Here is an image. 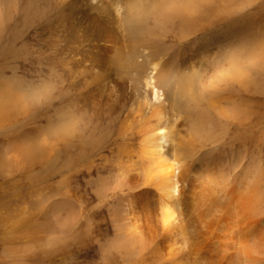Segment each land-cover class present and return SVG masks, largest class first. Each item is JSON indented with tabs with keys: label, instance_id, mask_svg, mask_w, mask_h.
<instances>
[{
	"label": "rangeland",
	"instance_id": "374dc122",
	"mask_svg": "<svg viewBox=\"0 0 264 264\" xmlns=\"http://www.w3.org/2000/svg\"><path fill=\"white\" fill-rule=\"evenodd\" d=\"M153 125L190 183L172 263L133 197ZM0 222V264H264V0H0Z\"/></svg>",
	"mask_w": 264,
	"mask_h": 264
},
{
	"label": "bare ground",
	"instance_id": "6f19581e",
	"mask_svg": "<svg viewBox=\"0 0 264 264\" xmlns=\"http://www.w3.org/2000/svg\"><path fill=\"white\" fill-rule=\"evenodd\" d=\"M136 6V4H135ZM94 35L98 36V34L101 33L102 29L99 26L94 27ZM121 57H117V61L120 60ZM106 59V58H105ZM104 59V61H105ZM107 60V59H106ZM123 62V61H122ZM154 69V68H153ZM156 69V68H155ZM152 71V70H151ZM152 74V73H151ZM168 79V78H167ZM166 79V80H167ZM165 80V79H164ZM152 81V82H151ZM160 82H164V81H160ZM148 83H150L151 86V93H152V98L154 100L159 99L160 97V90L157 88V86H160V84H162L161 86L163 87V83H158L157 86L156 83L153 81V76H151L149 78ZM171 84V83H170ZM169 86V85H168ZM182 86V85H181ZM180 87V86H179ZM185 87V86H184ZM165 88V87H164ZM162 90V89H161ZM163 92V91H162ZM178 93V91H177ZM184 93V92H183ZM181 94V93H179ZM182 95V94H181ZM185 95V94H184ZM166 97V96H165ZM149 105L153 106L155 105L156 101L154 102L153 100L151 102H148ZM158 103V102H157ZM158 105V104H157ZM154 110V109H153ZM152 110V111H153ZM154 113V112H153ZM152 113V114H153ZM127 127V126H126ZM168 141V131L163 128V126H157V125H153L152 127H150L149 129H145L144 134L142 136V141H141V146H140V152L143 155H149L151 158H153L152 160H147L150 162L148 164H151L152 167H154L152 171L149 172L148 175V179L147 180H152L154 181L156 188L154 190L152 189H146V190H142L139 189V191H137L136 193H134L133 197H134V203L137 207H142V206H148L147 202L144 200V195L152 192L154 194V191L156 190V192L158 193L157 196L159 198V202L154 201L153 204L155 207L158 208L159 210V217L155 220L156 223V229L153 230V234L150 237V239L152 240L153 235H155V233H160L161 234V238L164 239V241H168V244L165 248V255L166 256L164 259L165 261L172 263L168 260H172L174 259V255L176 258H178L179 260L181 259L180 254L182 253L181 249L184 247L185 245V239L183 237L182 234V223L184 222L186 216H187V212L189 211V203H188V198L187 195L185 194V190H187V188L189 189L190 186L188 184V182H185L182 179V175L180 173V166H179V162H175V161H171L173 159H170V161L166 160V157L164 159L163 156V151H162V147H163V143ZM120 149V148H119ZM124 149V148H123ZM126 150L127 147L125 148ZM124 149V151H125ZM128 152V151H127ZM139 152V150H138ZM121 155V154H120ZM181 164V163H180ZM183 165V164H182ZM182 167V166H181ZM145 168V167H144ZM149 169H151L149 167ZM182 170V169H181ZM147 172V171H146ZM193 173V172H192ZM147 174V173H146ZM186 174V173H185ZM184 174V175H185ZM145 177V175L143 176ZM147 177V176H146ZM186 177V176H185ZM138 178V177H137ZM145 179V178H144ZM136 181V180H135ZM151 181V183H152ZM193 184V183H192ZM151 185V184H149ZM154 185V184H152ZM194 185V184H193ZM121 186V185H120ZM119 186V187H120ZM144 186V185H143ZM145 187V186H144ZM153 187V186H151ZM239 188L241 189H245L244 185L239 184L238 185ZM136 188V187H135ZM194 188V187H193ZM245 191H247V189H245ZM191 192V190H190ZM226 195H229L226 193ZM248 200V199H247ZM133 201V200H131ZM59 203V202H58ZM67 203V202H66ZM131 204V203H130ZM160 204V205H159ZM215 204V203H214ZM53 205V204H52ZM62 205V204H61ZM55 210L53 209L51 215L53 216V218H55V220H59V222L64 223L69 219V212H63V208L59 207V205L55 206ZM132 207V206H131ZM149 207V206H148ZM153 207V206H152ZM135 208V207H134ZM209 208V207H208ZM14 210V209H13ZM51 210V209H50ZM152 210V209H151ZM207 210V209H206ZM66 211V210H65ZM133 211V210H132ZM137 211V210H136ZM135 211V212H136ZM138 212V211H137ZM145 212V210H144ZM139 213V212H138ZM187 213V214H186ZM13 215V214H12ZM140 215V214H139ZM201 215V214H200ZM122 216V215H121ZM141 217V216H140ZM191 217V215L189 216ZM72 218H73V214H72ZM9 219V217H8ZM202 219V218H201ZM3 220V219H2ZM157 220V221H156ZM189 220V219H188ZM193 220V219H192ZM14 222V221H13ZM195 222V221H194ZM193 222V223H194ZM200 222V221H199ZM1 223V222H0ZM202 223V222H201ZM2 224V223H1ZM18 224V223H17ZM249 224V223H248ZM253 224V223H250ZM25 225V223L23 224ZM22 225V226H23ZM197 225V224H196ZM246 225V224H245ZM27 227V225H26ZM195 227V226H194ZM19 228V227H18ZM192 228V225H191ZM154 229V228H153ZM258 230V235L259 236H263L264 239V229L262 228H257ZM194 229L192 228V231ZM196 230V228H195ZM245 230H247V232H250L251 238L254 239L253 237V227L251 228V225H249ZM2 232V230H1ZM0 232V233H1ZM151 232V233H152ZM6 233V232H5ZM25 233V232H24ZM28 233V232H27ZM149 233V232H148ZM3 234V233H2ZM130 234V233H127ZM241 234V233H240ZM246 234V232H245ZM21 235V234H20ZM135 235V234H134ZM149 236V234H147ZM257 235V234H256ZM2 236V235H1ZM157 236V235H156ZM244 236V235H243ZM243 236L239 237V238H243ZM11 237V236H10ZM130 237V236H129ZM12 238V237H11ZM16 238V237H14ZM119 238V237H118ZM158 238V237H157ZM250 238V239H251ZM257 238V237H256ZM1 239V238H0ZM7 239V238H6ZM5 239V240H6ZM159 239V238H158ZM246 239V238H245ZM244 239V241H245ZM248 239V238H247ZM251 239V244L248 245V243L246 244L244 241V246L243 245H238V246H242V249H246L249 251H253L255 250V245H254V240ZM129 240V239H128ZM131 240V238H130ZM11 241V240H10ZM127 241V240H126ZM162 241V240H161ZM248 241V240H246ZM22 242V241H21ZM128 242V241H127ZM241 242V241H240ZM257 242V240H256ZM123 243V242H122ZM121 243V244H122ZM161 243V242H160ZM159 243V244H160ZM5 244V243H4ZM3 244V245H4ZM26 244V243H25ZM124 244V243H123ZM156 244V243H155ZM158 244V243H157ZM241 244V243H240ZM8 245V244H7ZM9 246V245H8ZM120 246V245H119ZM159 246V245H158ZM21 247V246H20ZM121 247V246H120ZM119 247V248H120ZM156 247V246H155ZM240 248V247H239ZM15 249V248H13ZM156 249V248H155ZM241 249V250H242ZM261 249V248H260ZM127 251H131L128 255L131 256L134 248L132 247V245H130V247L126 248V252ZM159 251V250H158ZM154 252V251H152ZM160 252V251H159ZM158 252V253H159ZM164 252V251H162ZM259 252V251H258ZM251 253V252H250ZM17 254V252H16ZM126 254V253H125ZM157 254V253H156ZM253 254V253H252ZM21 255V254H20ZM160 255V254H159ZM22 256V255H21ZM139 260V259H138ZM249 260V259H248ZM151 262V261H150Z\"/></svg>",
	"mask_w": 264,
	"mask_h": 264
}]
</instances>
